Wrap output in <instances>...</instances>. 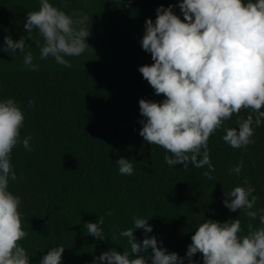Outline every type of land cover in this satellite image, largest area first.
Instances as JSON below:
<instances>
[{
	"label": "trees",
	"instance_id": "trees-1",
	"mask_svg": "<svg viewBox=\"0 0 264 264\" xmlns=\"http://www.w3.org/2000/svg\"><path fill=\"white\" fill-rule=\"evenodd\" d=\"M115 1L138 3L153 23L159 7L173 9L181 2ZM12 55L24 60V54ZM134 60L47 68L33 59L39 65L36 71L29 67L0 70V101L15 99L25 113L21 139L32 137L31 151L22 145L13 149L17 181L9 182V191L22 201L23 229L28 235L20 244L30 264H39L49 249L58 246L65 247L61 264H94V258L113 247L122 254L130 246L119 231L117 239H112L113 226L120 231L134 228L133 217L148 219L153 231L147 236H154L158 247L168 253L184 258V264H188L191 236L206 220L224 223L239 218L240 235L247 233L248 223L262 226L259 216L249 220L243 210L232 212L223 201L225 194L247 180L258 197L255 209L264 208V121L260 126L253 124L255 142L244 148L235 149L222 139L224 128H238L235 114L210 136L213 180L202 175L207 166L197 169L190 162L187 169L169 166L164 157L170 153L139 135L144 120L140 99L159 103L165 97L156 95L139 72L153 60ZM29 100L34 101L31 108ZM250 111L242 110L240 116L246 118ZM120 158L133 163L132 175L119 173L116 161ZM241 162L239 175L229 172ZM98 217L104 218L103 240L88 235L85 227ZM134 236L142 243L145 232L136 229ZM141 255L150 258L152 251ZM192 260L203 264L200 253Z\"/></svg>",
	"mask_w": 264,
	"mask_h": 264
},
{
	"label": "clouds",
	"instance_id": "clouds-1",
	"mask_svg": "<svg viewBox=\"0 0 264 264\" xmlns=\"http://www.w3.org/2000/svg\"><path fill=\"white\" fill-rule=\"evenodd\" d=\"M49 0H39V9L27 13L24 28L28 39L33 30L43 38L40 59L53 57L65 68L71 63L65 57L80 56L89 48L86 38L90 35L89 16L73 10L71 15ZM179 8L184 19L174 14L172 6L159 7L155 22H145L141 46L151 54L153 63L139 68L142 77L163 95L162 102L140 99V114L144 120L139 135L150 145L163 148L169 166L189 162L197 169L207 166L202 173L208 180L215 177L208 141L212 134L224 127L225 121L237 116L238 128H224L222 139L235 149L254 143L253 124L264 121V0H181ZM5 52L24 54V64L36 71L31 51H25L26 37L14 41L5 36ZM34 105L28 101V107ZM250 109L246 118L242 110ZM25 113L14 98L0 101V264H30L29 256L20 241L28 233L23 229L21 198L9 191V182L17 181L11 154L22 145L31 151V135L21 139ZM116 164L121 175H132L133 163L120 158ZM243 162L229 169L239 175ZM20 179H23L21 174ZM255 187L247 180L244 186H236L225 194L224 206L230 211L243 210L249 220L259 216L261 227L247 224L242 232L241 220L230 219L220 223L206 220L191 236L186 257L200 253L203 264H264V208L255 209L258 197ZM112 213L109 212L108 215ZM134 228L120 231L113 226L112 239L127 238L130 250L121 254L112 248L94 258V264H184L177 253H168L158 247L157 239L148 237L153 231L148 219L133 217ZM104 218L85 225L87 234L103 240L101 227ZM136 229H143L145 238L138 243ZM151 249V257H145ZM65 247L48 250L39 264H61Z\"/></svg>",
	"mask_w": 264,
	"mask_h": 264
},
{
	"label": "rangeland",
	"instance_id": "rangeland-1",
	"mask_svg": "<svg viewBox=\"0 0 264 264\" xmlns=\"http://www.w3.org/2000/svg\"><path fill=\"white\" fill-rule=\"evenodd\" d=\"M11 0H0V52L4 53L3 58H0V70L5 68H14V69H24L26 68L24 60L13 57L12 52H5L4 48L6 47L4 43L5 36H10L14 41L19 40L22 37H26V44L35 47H32V55L34 59L41 65L47 68H60L63 67L55 62L54 58L49 56L47 59H40V46L43 45L41 42L42 37L37 34V31H33L31 38L28 39L27 30L24 28L26 22V16L28 12L37 10L35 4L27 5L23 2H8ZM180 17V14L177 15ZM90 35L86 38V43L89 45V48L86 49L84 53L80 56L65 57L71 63L72 59L75 57L89 58L91 60H86L87 62L95 64H109L111 62L117 61H128L135 62V58H142L145 55H150V53L145 52L140 47L135 46L137 44V38L131 39V30L127 29L125 26H117L114 22L102 23L94 21L89 23ZM37 34V36H36ZM135 37L136 32L133 33ZM36 40V43L33 41ZM125 42V43H124ZM28 46L25 51L27 52ZM22 55V53L17 50L15 54ZM141 55V56H137ZM51 59L53 61H51ZM18 62H15L17 61ZM51 61V62H50ZM85 62V61H84Z\"/></svg>",
	"mask_w": 264,
	"mask_h": 264
},
{
	"label": "crops",
	"instance_id": "crops-1",
	"mask_svg": "<svg viewBox=\"0 0 264 264\" xmlns=\"http://www.w3.org/2000/svg\"><path fill=\"white\" fill-rule=\"evenodd\" d=\"M11 1H8V2H11ZM13 2H16V3L23 2V3H26L27 5L35 4L37 7V10L39 9V0H14ZM49 2L53 4V6H56V7H61V5L66 4L67 6L63 7L62 10L65 11V13L69 15H71L73 10L82 11L83 13L89 16L90 18L89 23H92L93 21L95 23L114 22L117 26H121L120 28H123L125 26L127 29L131 30L130 33H131V36L133 37H130V38L131 39L137 38V44L135 46L140 47L141 45V41H142V38L145 32V22L146 20L149 19V17L141 13V9L137 5L138 3L125 2V1L122 2V1H115V0H49ZM173 6L174 8L172 10L174 14L175 15L180 14L179 18L183 20L184 19L183 13L181 9L179 8V4L173 5ZM134 32H136L137 37L133 35ZM39 40H41V42L38 41L39 44L42 42L44 43L43 38ZM33 41L35 42V44H37L35 39H33ZM32 47H35L34 44L32 46H28L27 51H32L33 50ZM137 56H141V55H137ZM150 59H152L150 55H145L142 58H138L137 60L144 61V60H150ZM86 60H91V59L86 58ZM86 60L83 58L75 57L72 59V62L92 64L91 62H87ZM51 61L53 60L51 59ZM117 62H121V61H117ZM117 62H111V63H117Z\"/></svg>",
	"mask_w": 264,
	"mask_h": 264
}]
</instances>
